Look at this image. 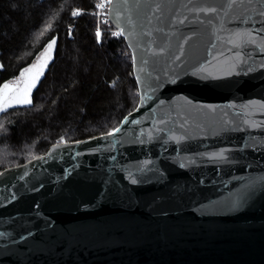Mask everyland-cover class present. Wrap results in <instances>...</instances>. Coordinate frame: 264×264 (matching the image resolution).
I'll list each match as a JSON object with an SVG mask.
<instances>
[{
    "label": "water",
    "instance_id": "obj_1",
    "mask_svg": "<svg viewBox=\"0 0 264 264\" xmlns=\"http://www.w3.org/2000/svg\"><path fill=\"white\" fill-rule=\"evenodd\" d=\"M107 17L138 105L0 172V264H264V0H111Z\"/></svg>",
    "mask_w": 264,
    "mask_h": 264
},
{
    "label": "trees",
    "instance_id": "obj_2",
    "mask_svg": "<svg viewBox=\"0 0 264 264\" xmlns=\"http://www.w3.org/2000/svg\"><path fill=\"white\" fill-rule=\"evenodd\" d=\"M98 1L0 0V88L55 41L30 104L0 112V172L108 134L137 107L132 53L108 17L98 22Z\"/></svg>",
    "mask_w": 264,
    "mask_h": 264
},
{
    "label": "rangeland",
    "instance_id": "obj_3",
    "mask_svg": "<svg viewBox=\"0 0 264 264\" xmlns=\"http://www.w3.org/2000/svg\"><path fill=\"white\" fill-rule=\"evenodd\" d=\"M76 12V11H75ZM51 44V47L49 45ZM55 48V41L49 43L46 48L37 56L34 62L27 67L16 79L12 80L11 83L16 85L15 89L9 94L7 99L0 107V112L15 106H24L30 103H17L18 99H22L25 95L31 101L32 92L38 82L39 76L43 73L46 65L51 61ZM43 70V71H42ZM39 73V75H37ZM36 77V82L32 84L33 78Z\"/></svg>",
    "mask_w": 264,
    "mask_h": 264
},
{
    "label": "built area",
    "instance_id": "obj_4",
    "mask_svg": "<svg viewBox=\"0 0 264 264\" xmlns=\"http://www.w3.org/2000/svg\"><path fill=\"white\" fill-rule=\"evenodd\" d=\"M111 0H99L97 4V18L98 22L103 20L105 16L107 17L108 8ZM78 13V11H76ZM100 29H98L97 34L100 33ZM117 33L121 34L118 30Z\"/></svg>",
    "mask_w": 264,
    "mask_h": 264
},
{
    "label": "snow or ice",
    "instance_id": "obj_5",
    "mask_svg": "<svg viewBox=\"0 0 264 264\" xmlns=\"http://www.w3.org/2000/svg\"><path fill=\"white\" fill-rule=\"evenodd\" d=\"M76 14H77L76 12L73 13V15H76ZM53 43H54V41H53ZM49 47H51V44L49 45ZM0 67H2V65H0ZM37 75H39V73ZM35 82H36V77L33 78L32 84H30L29 87L34 85ZM9 88H10V85H8V84L3 85V89L4 90H8ZM2 102H4L3 101V97H0V103H2ZM30 102L31 101H30V99L28 98L27 95H25L22 99H18L17 100V103H30Z\"/></svg>",
    "mask_w": 264,
    "mask_h": 264
},
{
    "label": "flooded vegetation",
    "instance_id": "obj_6",
    "mask_svg": "<svg viewBox=\"0 0 264 264\" xmlns=\"http://www.w3.org/2000/svg\"><path fill=\"white\" fill-rule=\"evenodd\" d=\"M43 71V70H42ZM40 77V76H39ZM39 79V78H38Z\"/></svg>",
    "mask_w": 264,
    "mask_h": 264
}]
</instances>
